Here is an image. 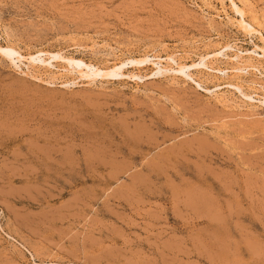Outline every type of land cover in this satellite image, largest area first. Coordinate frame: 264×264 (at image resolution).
<instances>
[{
    "label": "rangeland",
    "instance_id": "rangeland-1",
    "mask_svg": "<svg viewBox=\"0 0 264 264\" xmlns=\"http://www.w3.org/2000/svg\"><path fill=\"white\" fill-rule=\"evenodd\" d=\"M233 1L264 38V0ZM240 18L0 0V264H264V39ZM41 51L63 58L17 57ZM70 57L126 64L92 82Z\"/></svg>",
    "mask_w": 264,
    "mask_h": 264
},
{
    "label": "bare ground",
    "instance_id": "bare-ground-1",
    "mask_svg": "<svg viewBox=\"0 0 264 264\" xmlns=\"http://www.w3.org/2000/svg\"><path fill=\"white\" fill-rule=\"evenodd\" d=\"M230 2L232 3V5L235 7V10L240 14V16H241V18H240V20H239V26L245 31V33L247 32V34L249 33H252V32H258L259 33V35H260V38L259 39H264L263 38V36H262V34L258 31V29H255L254 27H253V25H251V24H245L244 23V18H243V15H244V13H243V11H242V9L240 8H238L236 5H235V2L233 1V0H230ZM246 2V1H245ZM204 4V3H203ZM212 7V6H211ZM250 7V6H249ZM200 8V7H199ZM201 11V10H200ZM247 14V13H246ZM257 17V16H256ZM209 18V17H208ZM250 18V17H249ZM238 22V21H237ZM212 26V25H211ZM239 28V27H238ZM222 37V36H221ZM263 41V40H262ZM217 44V43H216ZM4 49H6V48H4ZM9 49V48H8ZM7 49V50H8ZM262 49V51L261 52H263V54H264V48H261ZM10 50H13V49H10ZM215 50V49H214ZM1 51V50H0ZM113 51V50H112ZM193 51V50H192ZM212 51V50H211ZM95 52V51H94ZM15 54V53H14ZM42 54H46L47 55V59L48 58H51V59H60V58H63L62 57V55L60 54V53H58V52H56V53H50V51L49 52H43V51H41V52H39V53H37V55H35V56H32V55H27V57L26 56H23V55H20V54H18L17 53V57H18V60H21V61H25L26 63H27V65H34V64H30L29 63V61L30 60H33L34 58H36V60H38V61H40V62H44L45 60L44 59H39V56L40 55H42ZM207 55H204V56H201L200 58H201V60L203 61V59H205L206 57H209V56H216V55H220V53L218 54V52H213V54H211V55H208V53H206ZM8 55V54H7ZM13 55V54H12ZM11 55V56H12ZM46 55H45V57H46ZM238 55V54H237ZM237 55L235 56V57H237ZM240 55V54H239ZM10 58H11V56L10 55H8ZM211 56V57H212ZM239 57V56H238ZM169 58H171V57H169ZM227 58V57H226ZM160 59V58H159ZM11 60V59H10ZM16 60V59H15ZM18 60H16V61H18ZM54 60V61H55ZM67 60H68V58H67ZM69 60H70V62H74L76 65H77V73H78V75L80 76V77H84V78H87L88 79V81H92L93 82V79L95 80V78L96 77H108V76H115V75H117V73H119L120 72V70L122 69V67L126 64L125 62L126 61H117L116 63H113V64H111V65H109V66H105V67H100L99 68V66H95V70L94 71H90L89 70V68L88 67H92L93 65H91V64H85V63H83L82 61H76L75 59H72L71 57L69 58ZM148 58L147 57H140V58H138L135 62L136 63H141V62H148ZM206 60V59H205ZM20 61V62H21ZM52 61V60H51ZM201 61V62H202ZM13 62V61H12ZM200 62V61H199ZM198 62V63H199ZM207 62V61H206ZM46 63V62H45ZM44 63V64H45ZM197 63V64H198ZM203 63L204 64H201V65H205V61H203ZM80 64H83L84 66H85V68H87L88 69V71L87 70H83V69H81V68H79L80 66ZM200 64V63H199ZM242 64V63H241ZM155 65V64H154ZM158 65V64H157ZM16 66V65H15ZM39 66V65H38ZM68 66V65H67ZM82 66V65H81ZM183 66V65H182ZM182 66H180L179 67V69H178V71H181V69H182ZM245 66V65H244ZM251 66V65H250ZM42 67H43V65H42ZM74 67V66H73ZM103 68V69H102ZM183 68H184V66H183ZM237 68V70H240L241 68L238 66V67H236ZM251 68V67H250ZM226 69V68H225ZM235 69V68H234ZM256 69V68H255ZM237 70H235V71H237ZM245 70V69H244ZM243 70V71H244ZM39 71V70H38ZM232 71V70H231ZM242 71V70H241ZM29 72V71H28ZM245 73V72H244ZM221 74H222V72H221ZM51 75V74H50ZM232 75V74H231ZM39 80V79H38ZM43 81V80H42ZM241 85V84H240ZM253 86V85H252ZM64 87V86H63ZM256 88V87H255ZM259 90H260V88H259ZM218 93V92H217ZM221 93V92H220ZM222 95V94H221ZM212 97V96H211ZM225 99V98H224ZM221 100V99H220ZM224 102V101H223ZM133 138V137H132ZM137 139V138H136ZM200 147V146H199ZM70 154V153H69ZM66 155V154H65ZM59 164H60V162H59ZM165 167V166H164Z\"/></svg>",
    "mask_w": 264,
    "mask_h": 264
}]
</instances>
